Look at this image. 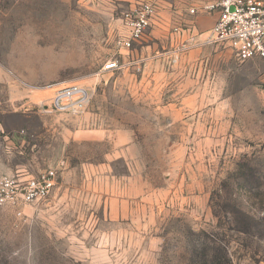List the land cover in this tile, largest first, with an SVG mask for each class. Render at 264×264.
Wrapping results in <instances>:
<instances>
[{
    "label": "rangeland",
    "instance_id": "rangeland-1",
    "mask_svg": "<svg viewBox=\"0 0 264 264\" xmlns=\"http://www.w3.org/2000/svg\"><path fill=\"white\" fill-rule=\"evenodd\" d=\"M142 1L0 0V174L56 170L42 202L0 205V264H264V58L176 51L218 0H155L127 50ZM74 83L88 110L49 111Z\"/></svg>",
    "mask_w": 264,
    "mask_h": 264
},
{
    "label": "built area",
    "instance_id": "built-area-1",
    "mask_svg": "<svg viewBox=\"0 0 264 264\" xmlns=\"http://www.w3.org/2000/svg\"><path fill=\"white\" fill-rule=\"evenodd\" d=\"M203 9L216 15L213 25L199 34H193L189 44L176 51L187 50L197 45L220 44L229 47L240 60L264 58V0H218L203 6ZM190 13H197L191 8ZM160 6L155 0H144L125 14L128 35L121 42L130 50L134 43L141 42L147 31L161 19ZM181 33L182 26L174 27ZM118 59L109 60L104 71L120 69ZM92 100L91 91L79 84H66L58 87L48 104V110L69 114H82ZM56 184V170H47L39 176L20 178L16 175L0 174V205L11 206L22 214V208L45 200Z\"/></svg>",
    "mask_w": 264,
    "mask_h": 264
},
{
    "label": "trees",
    "instance_id": "trees-1",
    "mask_svg": "<svg viewBox=\"0 0 264 264\" xmlns=\"http://www.w3.org/2000/svg\"><path fill=\"white\" fill-rule=\"evenodd\" d=\"M231 262L229 252L225 246L218 247L217 253L214 254L210 260V264H231Z\"/></svg>",
    "mask_w": 264,
    "mask_h": 264
},
{
    "label": "crops",
    "instance_id": "crops-1",
    "mask_svg": "<svg viewBox=\"0 0 264 264\" xmlns=\"http://www.w3.org/2000/svg\"><path fill=\"white\" fill-rule=\"evenodd\" d=\"M198 23H200L199 28H202V30H207V29H209L212 26V25H209L208 21H205L203 18H201L200 20L198 18ZM192 26H195L194 27L195 28L194 30H196V25L191 24V27Z\"/></svg>",
    "mask_w": 264,
    "mask_h": 264
}]
</instances>
